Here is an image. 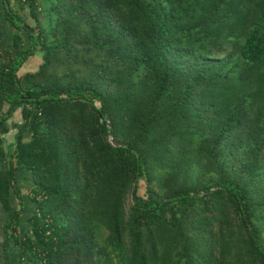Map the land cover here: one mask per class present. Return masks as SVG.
I'll return each instance as SVG.
<instances>
[{
	"label": "trees",
	"instance_id": "1",
	"mask_svg": "<svg viewBox=\"0 0 264 264\" xmlns=\"http://www.w3.org/2000/svg\"><path fill=\"white\" fill-rule=\"evenodd\" d=\"M16 2L0 264H264V0Z\"/></svg>",
	"mask_w": 264,
	"mask_h": 264
},
{
	"label": "rangeland",
	"instance_id": "2",
	"mask_svg": "<svg viewBox=\"0 0 264 264\" xmlns=\"http://www.w3.org/2000/svg\"><path fill=\"white\" fill-rule=\"evenodd\" d=\"M13 3H14L15 6L18 7V4H17L16 0H13ZM0 6L2 7V5H0ZM28 10H29V8L27 7L25 10H23V13L25 14V16H26L27 20L29 21V23L34 24V20L28 14ZM0 33L5 35L8 43L10 44L11 43V39H12V35L14 34V29L10 26L9 23H5V22L1 21V23H0ZM8 43L6 45H8ZM41 58H42V55H41L40 52H38L33 58H31V59H29V60H27L25 62V64L23 65V67H22V69L20 71V73L23 74V73L28 72V71H35L39 67V64L41 62ZM97 104L100 105L99 103H97ZM16 111H17V109H16ZM20 118H22V117L20 116ZM11 120H12L11 123L13 124L12 128L15 131L16 129H18L19 125H21L22 119L19 120V122H17V120H16V122H14L12 118H11ZM10 135H11V137H13L12 136L13 132ZM11 143L13 144L12 141H11ZM10 149H12V148H10ZM7 150H9V149H7ZM143 192H144V183L142 182L141 183V188H140V194H142ZM106 235H107L106 229L104 227H100L98 229V231H97V237H98L99 242H102ZM15 249H17V247L16 246H12V253L16 252ZM13 258L16 260V258H17L16 255Z\"/></svg>",
	"mask_w": 264,
	"mask_h": 264
},
{
	"label": "crops",
	"instance_id": "3",
	"mask_svg": "<svg viewBox=\"0 0 264 264\" xmlns=\"http://www.w3.org/2000/svg\"><path fill=\"white\" fill-rule=\"evenodd\" d=\"M1 35H4V34L0 33V37H1ZM20 116H21L20 109H17V111L15 110L14 115L12 117L13 121L16 122V120H17V122H19V120L22 119V118H20ZM8 122L10 125V129L8 132H6L5 134L2 135L4 146H5L6 150L14 147V145L16 144V141H17V132H18V129H16L15 131L13 130V128H12L13 124L11 123L12 120L9 119ZM12 132H13V135H12L13 137H11V135H10V134H12ZM11 141L13 142V144L11 143ZM17 179H18V182L20 183L23 201H24L25 208H26L25 209V215H24L25 217L23 216V221H25L24 218H27L28 217L27 215L34 210V203L30 197V195H31L30 189H31V185H32V180H31L29 173L21 172V171L17 172ZM2 218H3V214L1 216V219Z\"/></svg>",
	"mask_w": 264,
	"mask_h": 264
},
{
	"label": "water",
	"instance_id": "4",
	"mask_svg": "<svg viewBox=\"0 0 264 264\" xmlns=\"http://www.w3.org/2000/svg\"><path fill=\"white\" fill-rule=\"evenodd\" d=\"M111 138H112V135H111ZM115 143V142H114Z\"/></svg>",
	"mask_w": 264,
	"mask_h": 264
}]
</instances>
